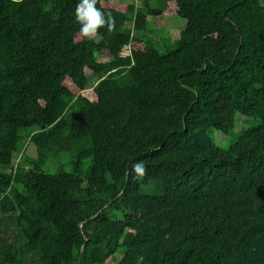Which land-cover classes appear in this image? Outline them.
I'll return each mask as SVG.
<instances>
[{"label": "trees", "instance_id": "trees-1", "mask_svg": "<svg viewBox=\"0 0 264 264\" xmlns=\"http://www.w3.org/2000/svg\"><path fill=\"white\" fill-rule=\"evenodd\" d=\"M130 1L85 39L78 0H0V264H264V6Z\"/></svg>", "mask_w": 264, "mask_h": 264}, {"label": "rangeland", "instance_id": "rangeland-1", "mask_svg": "<svg viewBox=\"0 0 264 264\" xmlns=\"http://www.w3.org/2000/svg\"><path fill=\"white\" fill-rule=\"evenodd\" d=\"M260 4L264 6V0H259ZM111 3H125L128 4L131 1L130 0H109ZM175 7L173 5L170 6L169 10L166 12V14L160 18H155L153 20V23H150V28L152 26V30H159L161 31L162 38L164 39L163 44L167 47L169 46L170 42L173 40H170L168 38V33L171 34L173 37L172 39H176L179 36L180 28L183 29V26L185 24V21L175 17ZM178 39V38H177ZM129 53L128 48H124L121 52L122 56H127ZM106 58H99L100 62L105 61ZM96 78L93 76L91 78L90 87H92L96 83ZM260 124V120L256 118H247L245 116H242L239 113L235 114V126L233 129V132L229 135H224L220 132L214 131L211 134L212 140L215 142V144L221 148H228L230 144L237 138L238 134L247 128L250 127H256ZM53 150V149H51ZM55 156H50L46 160V165L43 167V171L54 174L60 171L64 172H70L71 168L73 167V162L71 161V157L69 154L63 153L61 151L53 150L52 151ZM28 156L35 157V151H33V148L31 145L28 146L26 151ZM18 156L14 157V165L18 161ZM84 170H87V165H84Z\"/></svg>", "mask_w": 264, "mask_h": 264}, {"label": "clouds", "instance_id": "clouds-1", "mask_svg": "<svg viewBox=\"0 0 264 264\" xmlns=\"http://www.w3.org/2000/svg\"><path fill=\"white\" fill-rule=\"evenodd\" d=\"M98 0H78L75 7V22L79 24V33L85 39H92L99 35L100 29L106 28L109 33L115 30V19L105 15L97 7ZM133 178L141 180L147 174V167L142 161L132 165Z\"/></svg>", "mask_w": 264, "mask_h": 264}, {"label": "water", "instance_id": "water-1", "mask_svg": "<svg viewBox=\"0 0 264 264\" xmlns=\"http://www.w3.org/2000/svg\"><path fill=\"white\" fill-rule=\"evenodd\" d=\"M107 206H105L104 208H106ZM88 221V220H87ZM84 246H85V244L83 245V247L82 248H84ZM80 260H81V256H79L78 257V259H77V264H80Z\"/></svg>", "mask_w": 264, "mask_h": 264}]
</instances>
